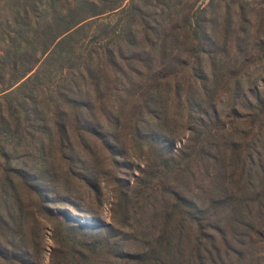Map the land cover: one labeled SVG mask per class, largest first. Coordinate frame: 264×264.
<instances>
[{"label":"trees","instance_id":"1","mask_svg":"<svg viewBox=\"0 0 264 264\" xmlns=\"http://www.w3.org/2000/svg\"><path fill=\"white\" fill-rule=\"evenodd\" d=\"M105 187L107 224L52 206ZM48 240V264H264L263 0H0V264Z\"/></svg>","mask_w":264,"mask_h":264},{"label":"rangeland","instance_id":"2","mask_svg":"<svg viewBox=\"0 0 264 264\" xmlns=\"http://www.w3.org/2000/svg\"><path fill=\"white\" fill-rule=\"evenodd\" d=\"M121 171H122V173H120V175L122 177H124L125 179H130L131 173L133 172V170L126 169V170H121ZM133 173H136V172H133ZM83 196L85 197V195H83ZM90 200H91V197H90ZM110 201H111L110 193L108 191V188L105 187L102 191V194L100 196L99 201L97 203H95V201H94V207L97 211V213L94 216L82 214V213L79 214L80 216H77L76 215L77 213L72 209L68 210L67 207L59 206L57 204H53L52 206L62 208L63 210H67L70 213L71 217L75 218L76 220H78L81 223L82 222H88V223L90 222V223H97V224L98 223L107 224L110 221V214H109ZM82 215H85V216H82ZM52 245H53V243L51 242V240H48L47 246H46V251H45L44 264H48V251Z\"/></svg>","mask_w":264,"mask_h":264}]
</instances>
